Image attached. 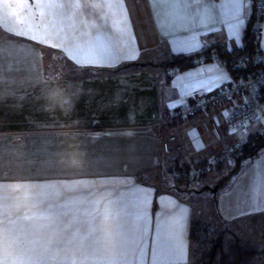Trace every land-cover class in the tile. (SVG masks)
Returning a JSON list of instances; mask_svg holds the SVG:
<instances>
[{
    "label": "crops",
    "instance_id": "obj_1",
    "mask_svg": "<svg viewBox=\"0 0 264 264\" xmlns=\"http://www.w3.org/2000/svg\"><path fill=\"white\" fill-rule=\"evenodd\" d=\"M251 11V0H135L134 7L128 0H0V59L7 50L35 60L0 62V126L13 124L0 129V150L27 144L35 159L26 165L41 162L40 148L49 167L62 169L42 188L0 176V264H186L193 211L264 243V192L256 185L264 149L231 174L233 161L222 160L219 177L206 184L220 196L211 212L185 201L170 175L163 187L145 174L168 162L190 169L221 160L264 124L261 116L234 132L224 127L226 108L240 105V96L161 123L233 80L218 61L179 69L170 58L207 50L225 59L243 46ZM258 48L264 55V12ZM45 49L63 63L44 62ZM15 135L30 136L19 144L5 138ZM6 158L0 171L16 167ZM256 158L260 167L243 171Z\"/></svg>",
    "mask_w": 264,
    "mask_h": 264
},
{
    "label": "trees",
    "instance_id": "obj_2",
    "mask_svg": "<svg viewBox=\"0 0 264 264\" xmlns=\"http://www.w3.org/2000/svg\"><path fill=\"white\" fill-rule=\"evenodd\" d=\"M261 16L252 6V11L245 28L243 46L227 52L223 56L225 59H219L216 56L219 61L227 66L233 79L256 72L264 73V63L260 64L252 60V57L256 53H261L254 36V26L260 24ZM207 53L209 52L206 50L197 55L173 56L167 63L183 69L197 62L196 60L199 56H204L206 59L209 58ZM240 57L247 58V60L238 71L232 69L231 64ZM259 100L264 108V86L260 90ZM262 148H264V125L248 134L238 147L232 149L230 158L233 161V168L230 174L239 169L242 160L252 158ZM199 165H205V161H199L196 169L200 167ZM217 167L218 164L216 163L213 168L216 169ZM169 171L173 176L175 186L180 187L183 184V178L185 176L183 177L181 174H178L180 170L173 165ZM185 172L189 173L190 169L186 167ZM205 174L206 171L201 168V171L197 174L195 173L194 177L196 179L202 178ZM188 239L191 248L190 264H264V243L256 245V241L253 243L251 240L240 236L228 227H218L212 221L194 211L189 222Z\"/></svg>",
    "mask_w": 264,
    "mask_h": 264
},
{
    "label": "rangeland",
    "instance_id": "obj_3",
    "mask_svg": "<svg viewBox=\"0 0 264 264\" xmlns=\"http://www.w3.org/2000/svg\"><path fill=\"white\" fill-rule=\"evenodd\" d=\"M128 2L131 6H133V7L135 6V0H128ZM132 10L134 11V9H132ZM0 41L2 42V40H0ZM43 53H44V58H45L44 62L53 63V64H62L63 63L62 56L58 52H56L52 49L51 50L45 49V50H43ZM155 53L159 54L157 52H155ZM3 56H4V58L0 59V62H2V63H35V60L33 57H30V56L24 55V54H20V53H15V52L11 53L7 50L4 51ZM6 83H9V82H6ZM29 101L30 100H27L28 103H29ZM44 103H45V100L42 99V100H40L39 105H41V104L44 105ZM39 108H40V106H39ZM25 115L30 116L29 110L25 113ZM8 116H10V115L9 114L5 115V118L7 119ZM1 120L2 119H0V124H3V120L2 121ZM39 122H44V121H39ZM11 123H12V121H7L6 122L7 125H1L0 129L6 128V127L7 128L13 127V124H11ZM22 125H26V124H22ZM29 136L27 135V136H21L20 137L19 135L18 136L15 135V136H10V137L6 136L5 138L7 139V141H9L10 139L18 140V144H19V143H22L21 139L24 140L25 138H27ZM30 137L41 139L44 136H38L36 134H31ZM168 140L169 139L164 137V135H163L162 141L165 142V143L163 142V144L165 145L166 148H167L166 144L168 143ZM241 143L242 142H239L238 144L234 145L230 149V151L227 153L228 155L223 156V159L220 160L221 157H219L218 155L206 158L204 160L205 165H202V166L199 165L200 167L197 169L194 167L193 168L190 167L189 173H186L184 168H178L176 163L172 164L173 166L177 167L180 170V172L178 174H181V176H183V177L185 176L183 178V184L180 185V188H181L180 191L182 192L181 196L184 197L185 201H187L192 207H194L198 210H204V211H210V212L215 210L216 201L219 199L220 196L218 194L216 196V199H215L214 194L211 193L212 192L211 187H209V189H206L208 187V186H206V184L209 186L214 184V182L216 181V178L219 177V173H218L217 169L223 168V163L225 160H227L226 158H230V152H232V149L235 147H238ZM26 146H27V144L22 143L21 147H19V145L17 148L12 147V146H8V151L0 150V161L5 160L4 159V156H5V157H7L6 158L7 160L12 161V159H13V161H17V163H18L17 164L14 162V165L16 164V167H13V168L8 167V169L4 168L3 170H5V171H3L1 169L0 176L2 178H5L8 181L10 179H13V177H14L16 179L15 182H18L19 184H22V185H24L25 183H29V182H36L37 184H39V187L42 188L41 184H44L47 180H53V179H56V178H59L60 176H62V172H61L62 169L60 167L51 168L48 166L47 162L45 161L48 159V158H46V153H45L46 151H42V150H40V148L36 151L37 153L36 152H34V153L37 154L38 160H41V162L39 161V164L37 166H34V167L26 165V164L30 163V159H32V160L35 159L34 156H32L29 148H23ZM43 148L46 149L45 147H43ZM262 149H264V148H262ZM20 154H21L22 158H20ZM213 157H214V161H212V163H210V161H211L210 159ZM57 158H58V156L56 155L54 159H57ZM20 159H21V161H20ZM42 159L44 161H42ZM222 160H224V161H222ZM221 161H222V163H221ZM254 161L255 162H253V164H251L249 167H248V164L247 165L242 164L241 167H243V171H245L246 173H249V171H251L252 169H255V170L258 169L260 166L257 167L256 163H260L259 159L256 158ZM216 163L218 164V167L215 169V168H213V166L216 165ZM172 165L169 164V162H168L167 165H166V163L163 165V166H165V168L163 167L161 170L158 168L152 169L150 173H145V174L148 176H151V177L154 175L155 180L159 179V177H160L161 181H162V186L164 187V185H167V183H168L165 180V176L169 177V175H170V177H173L169 171V169L172 168ZM254 167H257V168H254ZM201 168L206 171V174L202 178L196 179V177H194V175H195V173L197 174L198 169H201ZM195 169H196V171H195ZM229 171H230V169L227 168V173H229ZM145 174H143L141 176H145ZM244 175H246V174H244ZM261 178H262V180L256 181L257 187H260V193L262 191L264 192V189L262 188V187H264V177H261ZM256 179H259V178H256ZM183 192H185V193H183ZM204 216H206V215H204ZM247 221L249 222L250 220L247 219ZM246 238H248V237H246ZM257 239L258 238L255 239V237H254V238H251V241L254 243ZM190 250H191V248H189V256L187 257V260H186L187 263L186 264H190Z\"/></svg>",
    "mask_w": 264,
    "mask_h": 264
},
{
    "label": "built area",
    "instance_id": "obj_4",
    "mask_svg": "<svg viewBox=\"0 0 264 264\" xmlns=\"http://www.w3.org/2000/svg\"><path fill=\"white\" fill-rule=\"evenodd\" d=\"M251 5L259 15L263 14L264 0H251ZM254 36L255 41L258 43L260 39V24L254 26ZM205 59L204 56H199L196 61L199 63ZM208 59L218 61L219 64L224 65L214 55L209 56ZM246 60L247 58H238L231 64L232 69L238 71ZM252 60L256 63H264V55L258 52L252 57ZM263 86V72L247 74L233 79L232 82L220 86L214 94L196 97L191 101L185 102L179 108L169 111L165 114L161 123L167 124L172 121L186 120L198 112L206 110L210 105L219 102H230L235 96H240L242 97L241 104L228 106L225 110L224 117V127L230 132L237 131L245 128L250 123L259 119V117H264V108L259 100L260 90ZM210 160V163H212L214 157ZM199 171L201 169H198Z\"/></svg>",
    "mask_w": 264,
    "mask_h": 264
},
{
    "label": "water",
    "instance_id": "obj_5",
    "mask_svg": "<svg viewBox=\"0 0 264 264\" xmlns=\"http://www.w3.org/2000/svg\"><path fill=\"white\" fill-rule=\"evenodd\" d=\"M216 190V187L212 188V191H215Z\"/></svg>",
    "mask_w": 264,
    "mask_h": 264
}]
</instances>
